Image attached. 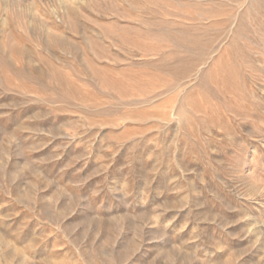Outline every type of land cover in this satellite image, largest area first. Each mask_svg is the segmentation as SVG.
<instances>
[{"label": "rangeland", "instance_id": "obj_1", "mask_svg": "<svg viewBox=\"0 0 264 264\" xmlns=\"http://www.w3.org/2000/svg\"><path fill=\"white\" fill-rule=\"evenodd\" d=\"M0 264H264V0H0Z\"/></svg>", "mask_w": 264, "mask_h": 264}]
</instances>
